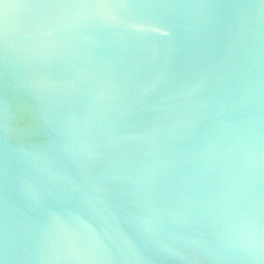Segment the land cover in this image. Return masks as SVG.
<instances>
[{
	"label": "water",
	"instance_id": "obj_1",
	"mask_svg": "<svg viewBox=\"0 0 264 264\" xmlns=\"http://www.w3.org/2000/svg\"><path fill=\"white\" fill-rule=\"evenodd\" d=\"M0 264H264V0H0Z\"/></svg>",
	"mask_w": 264,
	"mask_h": 264
}]
</instances>
